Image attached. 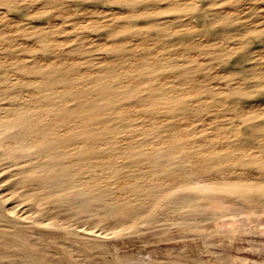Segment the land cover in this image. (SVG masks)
Masks as SVG:
<instances>
[{
  "label": "bare ground",
  "instance_id": "obj_1",
  "mask_svg": "<svg viewBox=\"0 0 264 264\" xmlns=\"http://www.w3.org/2000/svg\"><path fill=\"white\" fill-rule=\"evenodd\" d=\"M74 1L79 17L69 28L52 19L9 21L0 9V33L6 31L0 45H8L0 53V166L9 187L66 217L116 223L135 215L154 221L158 206L187 210L186 216L202 222L226 215L209 210L211 203L227 200L240 212L247 210L245 201L264 206V111L244 100L253 92L248 87L203 90L185 60L199 45L181 33L193 24L184 17L208 16L206 25L222 35L210 53L230 64L241 52L236 44L223 46L226 38L248 47L264 42V27L248 22L257 6L251 0ZM19 3L48 6L39 11L52 17L69 15L68 0H0L7 7ZM9 29L35 37L46 58ZM67 31L76 35L65 38ZM93 31L100 38L92 40ZM102 49L106 56L96 53ZM21 50L29 55H18ZM261 58L249 59L245 70L253 75L243 78L257 94L264 91ZM219 105L232 112V124L205 113ZM197 120L203 125L194 128ZM14 209L0 198V226L41 232ZM7 240L16 250L0 249V264L38 263L35 241L20 234Z\"/></svg>",
  "mask_w": 264,
  "mask_h": 264
},
{
  "label": "rangeland",
  "instance_id": "obj_2",
  "mask_svg": "<svg viewBox=\"0 0 264 264\" xmlns=\"http://www.w3.org/2000/svg\"><path fill=\"white\" fill-rule=\"evenodd\" d=\"M68 1L71 10H68L69 15L66 13L67 16L52 17L49 14H41L40 11L48 9V6L44 5L38 6L39 8H31L23 6L22 3L15 7L0 4V9L6 10V17L8 16L9 21L29 20L40 24L52 19L54 22L56 20L61 23L63 27L69 28L70 22L79 17V7L75 5L74 0ZM251 1L257 6V10L248 22L257 20L259 23L256 25L264 27V0ZM197 2L202 3L203 0H197ZM93 4L105 8L120 7L113 2L99 4L93 2ZM95 16L104 18L105 14L99 13ZM189 19L193 24L190 27H184L181 33L187 34L184 40L197 42L199 48L195 47L188 51L190 57L185 59L186 66L194 67L199 75V83L204 84L203 90L214 85H225L226 88L227 84L248 87L246 89L249 92H255L257 89L254 88V84L243 80V78L252 77L253 74L247 72L245 68L250 67L253 63L249 60L251 57H255L259 53L264 54V42L261 44L252 42L248 47L242 44L237 37L226 38L225 43H222L223 46L236 44L239 46L241 54L237 57L232 56L231 60L234 62L224 64L218 62V59L213 57L215 55L210 53L211 50L218 48L216 44L219 45L222 38L221 33L206 25L210 23V18L208 16L198 18L191 15L184 17L185 21ZM62 22L67 23L63 24ZM8 31L16 35V40L20 44L23 42V46H33V54L39 55L42 59L46 58L42 45L35 37L12 29ZM2 33L0 35L4 37L6 31ZM75 35L76 32L67 31L64 36L73 38ZM90 35L92 40L100 38L95 31ZM72 41L73 39L68 41L66 46L70 45ZM208 41L209 44L205 45V42ZM3 43L0 45L2 46L0 53L5 55L8 52V45L5 41ZM258 46L259 49H257ZM96 53L102 56L106 54L103 49ZM18 55H29V53L21 50ZM261 62L263 64L260 63L261 66L258 67L264 71V58H261ZM253 92L245 96L244 100L253 104L251 107L255 110L264 111V91L260 94L256 92L253 94ZM204 104L209 105L210 101ZM205 113L219 116L224 125L234 122L232 112L225 111L222 105L211 107ZM191 116L196 120L193 113ZM202 125L203 122L197 120L193 126L199 128ZM208 128H213V125L209 124ZM7 174L8 172L3 170V166H0V181L3 179L0 183V198L4 204L15 207L17 216L26 217L27 223L25 224L31 226L35 223L41 232L34 233L33 229L14 230L1 225L0 249L6 251V254L16 250V248L10 249L6 245L7 236L20 234L26 235L30 240L36 242L34 256L38 261L37 264H264V206H257L245 201L247 210L242 213L234 211L227 200L221 204L211 203L208 206L209 210H220L226 215L217 216L204 222L186 216L185 211L187 210L173 213L169 212L165 206H158L153 210L154 221L151 218H141L140 215L123 218L121 221H117L119 223L109 220L94 221L88 218L66 217L57 211H49L50 205L45 202L34 204L32 197L28 195L22 198L19 192H14L15 190L9 187L12 181L6 179ZM254 194H260V192ZM230 221L231 223H228ZM232 221L236 222L233 224ZM226 222L229 226L225 225Z\"/></svg>",
  "mask_w": 264,
  "mask_h": 264
}]
</instances>
